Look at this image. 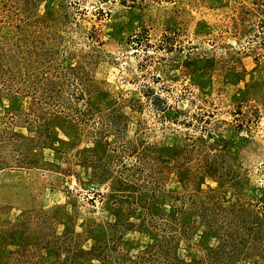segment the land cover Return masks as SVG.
I'll use <instances>...</instances> for the list:
<instances>
[{"label": "rangeland", "instance_id": "1", "mask_svg": "<svg viewBox=\"0 0 264 264\" xmlns=\"http://www.w3.org/2000/svg\"><path fill=\"white\" fill-rule=\"evenodd\" d=\"M0 264H264V0H0Z\"/></svg>", "mask_w": 264, "mask_h": 264}]
</instances>
